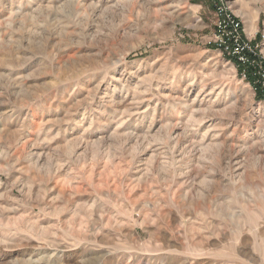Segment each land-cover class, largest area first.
Here are the masks:
<instances>
[{
  "label": "rangeland",
  "instance_id": "374dc122",
  "mask_svg": "<svg viewBox=\"0 0 264 264\" xmlns=\"http://www.w3.org/2000/svg\"><path fill=\"white\" fill-rule=\"evenodd\" d=\"M212 1L0 0V264H264V99ZM222 1L264 69V0Z\"/></svg>",
  "mask_w": 264,
  "mask_h": 264
},
{
  "label": "built area",
  "instance_id": "2783aa9c",
  "mask_svg": "<svg viewBox=\"0 0 264 264\" xmlns=\"http://www.w3.org/2000/svg\"><path fill=\"white\" fill-rule=\"evenodd\" d=\"M214 7V44L229 59H233L244 73L246 66L257 64V83L264 91V69L256 55L255 45L245 40L241 20L228 9L222 0H213ZM255 68V67H254ZM245 75V74H243ZM254 85V84H253Z\"/></svg>",
  "mask_w": 264,
  "mask_h": 264
},
{
  "label": "trees",
  "instance_id": "16d2710c",
  "mask_svg": "<svg viewBox=\"0 0 264 264\" xmlns=\"http://www.w3.org/2000/svg\"><path fill=\"white\" fill-rule=\"evenodd\" d=\"M213 47H215V44H212ZM236 63V62H235ZM238 67V70H240V66H237ZM252 67H248L247 69V74H246V77L248 80H251L252 82L258 77L256 75H253L252 74ZM254 88H255V91H256V96L257 98L259 99H264V91H263V88H261L260 84L259 83H254Z\"/></svg>",
  "mask_w": 264,
  "mask_h": 264
},
{
  "label": "bare ground",
  "instance_id": "6f19581e",
  "mask_svg": "<svg viewBox=\"0 0 264 264\" xmlns=\"http://www.w3.org/2000/svg\"><path fill=\"white\" fill-rule=\"evenodd\" d=\"M261 201V200H260Z\"/></svg>",
  "mask_w": 264,
  "mask_h": 264
}]
</instances>
